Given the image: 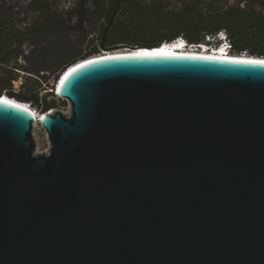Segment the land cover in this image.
Segmentation results:
<instances>
[{
  "label": "water",
  "instance_id": "1",
  "mask_svg": "<svg viewBox=\"0 0 264 264\" xmlns=\"http://www.w3.org/2000/svg\"><path fill=\"white\" fill-rule=\"evenodd\" d=\"M123 2L100 49L131 51L61 75L47 153L0 97V264H264V64L106 46Z\"/></svg>",
  "mask_w": 264,
  "mask_h": 264
},
{
  "label": "trees",
  "instance_id": "2",
  "mask_svg": "<svg viewBox=\"0 0 264 264\" xmlns=\"http://www.w3.org/2000/svg\"><path fill=\"white\" fill-rule=\"evenodd\" d=\"M119 1L112 9L108 8V25ZM134 1L124 0L122 3L106 36V46L118 43L159 46L180 37L189 44H201L208 35L225 30L236 53L246 51L264 55V0H260L262 10L259 13L246 7L204 10L195 6L160 8L150 12L146 8L133 9ZM198 1L205 3V0ZM88 3L89 0H84L81 6L85 7ZM73 17L72 12L60 9V0H0V96L6 94L32 106H42L45 112L53 107L55 102L47 101V96L53 91L41 96L46 88L35 85L32 82L34 76L29 75L30 81L23 83L18 91L13 89V82L18 79L17 70L37 76L43 71H51L54 80L51 88L54 89L56 81L69 67L97 54H78L54 67L46 65L58 49L55 44L69 35ZM50 34L59 40L50 42L46 39ZM26 44L33 46L31 52H27ZM26 62L29 66L23 64Z\"/></svg>",
  "mask_w": 264,
  "mask_h": 264
},
{
  "label": "rangeland",
  "instance_id": "3",
  "mask_svg": "<svg viewBox=\"0 0 264 264\" xmlns=\"http://www.w3.org/2000/svg\"><path fill=\"white\" fill-rule=\"evenodd\" d=\"M83 1L84 0H60V9L70 11L74 14L73 22L71 23L72 29L64 40L55 44L58 46V49L53 54L51 60L46 62V65L54 67L56 64H59L62 61L65 62L78 54L88 55L90 53H97L96 55H99L107 51L101 50L99 44L105 26L108 25V19L106 17L108 8L112 9V6L117 0H100L99 2L89 0L88 5L85 7L81 6ZM204 2L205 3H200L198 0H136L131 7H133V9L146 8L150 12L156 11L160 8L181 9L185 6H195L204 10H224L230 7H246L247 9L253 10L255 13H259L262 10L260 0H205ZM80 20H82V23ZM46 39L50 42L59 40L58 38L55 39L53 34L48 35ZM105 44L107 45V42H105ZM26 50L27 52H31L33 46L26 44ZM23 61L24 60H21V62ZM23 64L29 66V63L27 62ZM17 75L18 79L13 82V89L15 91L20 90L23 83L30 81L29 75L34 76L32 82L35 83V85L37 84V86L41 85L42 88H46L42 91L41 96H45L48 94L47 92L53 91L52 95L47 96L48 102H55L50 110L63 113L70 111V103L60 95L56 94L59 79L56 81L54 89L51 88L54 81L53 72L43 71L37 76L23 70H17ZM44 79L47 80L45 81ZM33 107H35L40 114L45 112L42 106L33 105ZM33 137L35 139L36 152L47 153L50 149V139L47 131L41 124L35 126Z\"/></svg>",
  "mask_w": 264,
  "mask_h": 264
},
{
  "label": "bare ground",
  "instance_id": "4",
  "mask_svg": "<svg viewBox=\"0 0 264 264\" xmlns=\"http://www.w3.org/2000/svg\"><path fill=\"white\" fill-rule=\"evenodd\" d=\"M181 38L182 37L177 38L174 41H178ZM179 43L183 44L182 42H179ZM186 43H188V42L186 41ZM191 46L192 45H190L188 47H191ZM130 51L131 50L105 51V52H103V53H101L99 55H95V56H92V57H89V58H85V59L81 60L79 63H81L83 61H86V60H89V59H97V58H103L105 56H114V55H119V54H127ZM157 51L160 52V53H162L163 51H166V52H170V53H173V54H189V55L218 56V57L221 56V57H225V58H246V59H252V60L264 59V57L257 56V55H252V54L225 55L227 52H225L224 50L214 51V53H210V52H208L206 50L204 52L201 51V50H198V49L188 50L187 48H182V46L171 47L169 45L161 47V48H158ZM76 64H78V63H76ZM73 66H75V65H73ZM3 100H5L7 102H12V103L17 104L18 106H22V107H24V105L28 103V102H23V101L17 100L15 98H11V97H9L6 94H4ZM31 112L34 113V116L36 115L35 112H33V111H31ZM44 113H46V112H43L41 114L39 113L38 116H42ZM42 117H41V120H42ZM34 130H35V126L33 125V134H34Z\"/></svg>",
  "mask_w": 264,
  "mask_h": 264
},
{
  "label": "built area",
  "instance_id": "5",
  "mask_svg": "<svg viewBox=\"0 0 264 264\" xmlns=\"http://www.w3.org/2000/svg\"><path fill=\"white\" fill-rule=\"evenodd\" d=\"M191 45L192 46L188 50L198 49L203 52L206 50L210 53H214V51H221L220 48H225V52H227L225 55L248 54V52L246 51L242 53H236L234 51L233 44L230 40L228 33L225 30L219 31L216 35H208L206 37V41L201 44H191ZM56 94L59 95L58 88L56 89ZM25 105L36 113L33 121V125L34 126H37L39 124L42 125L41 123L42 116H38L40 112L35 107H33L29 102Z\"/></svg>",
  "mask_w": 264,
  "mask_h": 264
},
{
  "label": "snow or ice",
  "instance_id": "6",
  "mask_svg": "<svg viewBox=\"0 0 264 264\" xmlns=\"http://www.w3.org/2000/svg\"><path fill=\"white\" fill-rule=\"evenodd\" d=\"M154 54L155 53L141 52V53H134L133 55L150 56V55H154ZM245 62L246 63H254V64H264V60H252V61H245ZM89 63H91V61ZM80 67H83V65H81Z\"/></svg>",
  "mask_w": 264,
  "mask_h": 264
},
{
  "label": "clouds",
  "instance_id": "7",
  "mask_svg": "<svg viewBox=\"0 0 264 264\" xmlns=\"http://www.w3.org/2000/svg\"><path fill=\"white\" fill-rule=\"evenodd\" d=\"M179 42H182L183 44H186V41H185V39L182 37L181 39H179L178 41H172V42H170V43H164L163 44V46L162 47H164V46H171V47H174V46H176ZM189 44V43H188ZM190 48V47H189ZM221 50H224L225 51V48H220Z\"/></svg>",
  "mask_w": 264,
  "mask_h": 264
}]
</instances>
